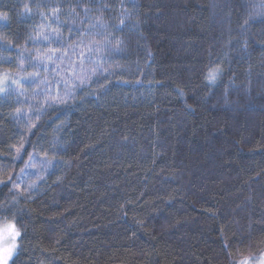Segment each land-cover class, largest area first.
Here are the masks:
<instances>
[{
	"label": "trees",
	"instance_id": "trees-1",
	"mask_svg": "<svg viewBox=\"0 0 264 264\" xmlns=\"http://www.w3.org/2000/svg\"><path fill=\"white\" fill-rule=\"evenodd\" d=\"M0 14V75L49 80L45 52L82 54L88 73L63 104L0 92V222L23 226L10 264L264 253V0H0Z\"/></svg>",
	"mask_w": 264,
	"mask_h": 264
},
{
	"label": "rangeland",
	"instance_id": "rangeland-1",
	"mask_svg": "<svg viewBox=\"0 0 264 264\" xmlns=\"http://www.w3.org/2000/svg\"><path fill=\"white\" fill-rule=\"evenodd\" d=\"M46 42L47 44L49 43L48 40ZM82 53L85 54L84 51ZM81 55L82 54H79L81 57L79 60L81 61L69 63L66 61L64 54L45 52L44 55L35 58L34 64L42 66L45 69L47 72L46 75L50 77L49 80H47L48 78L46 77V81L44 80L43 82L41 81V83H38L40 81L36 76L24 79L21 75H0V92H5L11 86L16 85L17 87L15 88V91L17 95L25 96L26 90L24 89H30L32 92L30 105H33V103H36L37 101L47 103L59 99L67 100L70 96L68 94L72 93V89H74L75 86L87 82L88 73L84 68L80 67V65L84 64ZM49 57H53L54 59H49ZM57 57H59V59H56ZM81 81L84 83H81ZM28 164L31 166L26 167L22 174L24 182L28 180L27 178L37 177L41 173V164L36 159H31ZM25 173H28V175L25 176ZM24 182L20 183V185H24ZM262 259H264V253L259 257L247 258L246 260L239 262V264H260ZM12 260L9 261V264Z\"/></svg>",
	"mask_w": 264,
	"mask_h": 264
},
{
	"label": "snow or ice",
	"instance_id": "snow-or-ice-1",
	"mask_svg": "<svg viewBox=\"0 0 264 264\" xmlns=\"http://www.w3.org/2000/svg\"><path fill=\"white\" fill-rule=\"evenodd\" d=\"M2 15V14H0ZM120 24H123V20L120 21ZM106 28V25L104 24H100L99 25V29L101 30V32ZM100 34V33H98ZM46 40L48 39L47 36L44 37ZM104 48H108L109 45H104ZM103 49L101 46H97L95 49L93 48H89V52H101ZM54 51H58V49L54 50ZM110 51L113 54H119L120 52H122L123 50L121 48L118 47H110ZM92 57L89 56V59H91ZM49 59H54L53 57H49ZM56 59H59V57H57ZM103 58L101 56H97L95 61H93L94 63H96L99 67V71L101 73V75H104L105 73V69L102 67L101 65V60ZM93 74H95V70H93ZM115 74V73H112ZM222 74V69L220 67L219 64L212 66L210 68H208V70L205 73V80L208 82L209 85L214 84L217 79L219 78V76ZM107 77L105 76V79ZM81 83H84L83 81H81ZM66 86V84H65ZM179 91V90H178ZM181 95H183V93H180ZM68 95H71V93H69ZM57 103L63 104L66 103V99H59L56 101ZM53 105L49 104V107H52ZM19 111V109L17 110ZM31 127H35V125H32ZM19 151V150H18ZM26 155V153H25ZM20 160H23V156L19 157ZM31 165L28 164L26 165V167H30ZM23 171V170H22ZM28 175V173H25V176ZM17 180L20 181V183L24 182V177L23 176H17L16 177ZM2 183V182H0ZM14 187H19V185H13ZM32 187V186H30ZM22 225L20 227L17 226V223L15 221V216H13L12 220H7L5 219L3 222H0V264H9V261L13 259V256L18 252V249L20 248V244L18 243L19 239L22 237ZM260 264H264V259H262L260 261Z\"/></svg>",
	"mask_w": 264,
	"mask_h": 264
}]
</instances>
